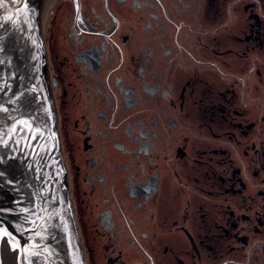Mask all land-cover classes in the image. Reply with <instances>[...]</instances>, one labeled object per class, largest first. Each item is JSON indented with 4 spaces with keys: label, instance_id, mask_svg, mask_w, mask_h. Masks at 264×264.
<instances>
[{
    "label": "flooded vegetation",
    "instance_id": "af4514ba",
    "mask_svg": "<svg viewBox=\"0 0 264 264\" xmlns=\"http://www.w3.org/2000/svg\"><path fill=\"white\" fill-rule=\"evenodd\" d=\"M24 1L86 264H264V0Z\"/></svg>",
    "mask_w": 264,
    "mask_h": 264
},
{
    "label": "water",
    "instance_id": "95a60500",
    "mask_svg": "<svg viewBox=\"0 0 264 264\" xmlns=\"http://www.w3.org/2000/svg\"><path fill=\"white\" fill-rule=\"evenodd\" d=\"M26 7L24 0H0V264H86L43 22Z\"/></svg>",
    "mask_w": 264,
    "mask_h": 264
},
{
    "label": "snow or ice",
    "instance_id": "6c2138e0",
    "mask_svg": "<svg viewBox=\"0 0 264 264\" xmlns=\"http://www.w3.org/2000/svg\"><path fill=\"white\" fill-rule=\"evenodd\" d=\"M4 235H10L9 233H7L6 231L3 233Z\"/></svg>",
    "mask_w": 264,
    "mask_h": 264
}]
</instances>
